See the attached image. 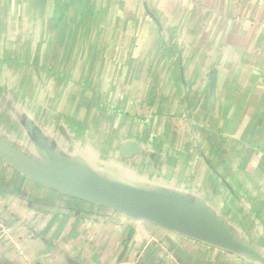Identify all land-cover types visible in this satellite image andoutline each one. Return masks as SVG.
<instances>
[{"label":"crops","instance_id":"crops-1","mask_svg":"<svg viewBox=\"0 0 264 264\" xmlns=\"http://www.w3.org/2000/svg\"><path fill=\"white\" fill-rule=\"evenodd\" d=\"M53 171L184 202L233 247ZM245 245L264 259V0H0V264H261Z\"/></svg>","mask_w":264,"mask_h":264},{"label":"water","instance_id":"water-1","mask_svg":"<svg viewBox=\"0 0 264 264\" xmlns=\"http://www.w3.org/2000/svg\"><path fill=\"white\" fill-rule=\"evenodd\" d=\"M50 156L58 166H63L56 156ZM35 177L46 186L64 195L109 208L135 220L176 230L190 238L226 248L233 247L225 241L217 224L204 212L170 197L148 194L138 188L101 178L73 177L57 171ZM186 212H196L209 220L216 229L217 239H203L186 233L184 229L189 221L185 215ZM240 251L247 258L264 264V259L251 246H242Z\"/></svg>","mask_w":264,"mask_h":264},{"label":"trees","instance_id":"trees-1","mask_svg":"<svg viewBox=\"0 0 264 264\" xmlns=\"http://www.w3.org/2000/svg\"><path fill=\"white\" fill-rule=\"evenodd\" d=\"M185 215L189 219L184 229L186 233L203 239H217L216 229L209 220L196 212H186Z\"/></svg>","mask_w":264,"mask_h":264}]
</instances>
